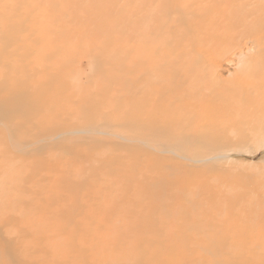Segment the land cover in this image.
<instances>
[{
    "label": "rangeland",
    "instance_id": "obj_1",
    "mask_svg": "<svg viewBox=\"0 0 264 264\" xmlns=\"http://www.w3.org/2000/svg\"><path fill=\"white\" fill-rule=\"evenodd\" d=\"M3 27L73 103L160 74L46 135L0 121V264H264V0H0ZM146 113L166 131L128 126Z\"/></svg>",
    "mask_w": 264,
    "mask_h": 264
},
{
    "label": "bare ground",
    "instance_id": "obj_2",
    "mask_svg": "<svg viewBox=\"0 0 264 264\" xmlns=\"http://www.w3.org/2000/svg\"><path fill=\"white\" fill-rule=\"evenodd\" d=\"M17 30L18 29H15L13 27H9V28L3 27L0 29V38H1L0 52H2V50L5 51L7 46L12 45V44L18 43L19 45V44H22V42L24 44L23 40H25L24 38H26L27 36L26 37L24 36V38L20 39V42H19V34ZM16 34H18V36H16ZM29 44L31 43L29 42ZM131 53L132 52L130 50V53H129L130 60L136 56L135 54L137 52H135V54L133 53L132 56H131ZM144 59H147V58H144ZM127 62H130V61H127ZM23 63H24L23 60H21L20 62L19 60H15V59L12 61H9L6 58L1 57L0 55V121L8 125V129L15 131L18 134H21L22 136L24 134H29V137L31 136V134L46 135L48 133H52L56 130L64 128L65 125H62V122L60 123V125L57 126V122H59V118L61 115L72 114V115L80 116V114L82 113L84 114L85 117H87V120L89 121L94 119L96 116H101L105 108L101 107V105L99 106L95 104V102H97L98 99H102V100L105 99V101L112 100L114 98L118 99L119 98L118 96H124L126 94V90L127 92L132 93L133 88H134V86H132L133 82L130 84L129 88H123V89L121 88V90H119L120 89L119 86H122V83L123 85H126L125 84L126 81L129 80L125 78L127 75L126 73L127 71H131L130 73H132L133 71L134 73H137V74L141 71V74H139L138 85H142V83L146 84V81L149 77L148 75L149 72L151 71L152 73L155 72L156 75L158 76L160 74V72L155 71L157 69L152 67L149 63H147L146 65L144 64L143 66L145 67H143L142 65H140L141 63L138 62L139 66H136L134 68L128 67L127 69L125 68L122 70L117 69V73L114 79L112 80L108 79L107 81H104L101 84H98L95 86L90 85V88H86L84 92L89 91L88 89H91V90L95 89V91H97L96 96L92 97V100H87V99L84 100V98H79V100H77L78 101L77 103L76 101L75 103H73L75 99L72 100L71 96L63 90V82L55 81V78H56L55 71L51 70L50 72H43L39 76H34L33 65L27 66ZM140 66H142V68ZM135 68L137 69L133 70ZM57 74L58 72L56 73V76ZM39 83L41 84V86L39 85ZM115 88H117L116 90H119V92L117 93L118 96L117 95L115 96ZM186 91L188 92L189 90H186ZM160 94H161L160 99L158 101L159 109H160L159 112L161 111L160 115H162L163 118H166L168 115L164 116V114L167 109L166 106L168 102L166 101V99L168 97L169 92L163 89L161 90ZM145 98L147 97L145 96ZM147 102L148 101H146L145 99L142 100V104H146V106L148 105L150 106L152 104L150 103V101L148 103ZM134 107H137L136 103L132 104L130 102L128 105V102H127L125 105L119 106L116 109L119 110V112H121L122 114L123 113L125 114L124 110H128V109L133 110ZM171 107L172 106H170V108ZM145 116H146L145 122H141L139 117H129L130 119L126 118L128 121V126L139 129V132H143L144 136L148 135L151 132H153V134L154 133L161 134L166 131V126L164 127L162 123L159 126V124L156 123V119L151 118L147 113L145 114ZM174 118L175 117H173V119ZM29 127L32 130L31 132L30 130H27L29 129ZM64 185L66 189L67 188L69 189L71 187V185H69L68 183ZM6 206L7 207H5L4 209H7V208L15 209V206H12V207H9L8 205ZM26 223H29V221L26 220ZM22 256L23 254L20 255L19 257L20 260L18 264H27L21 260ZM82 256H83V253H82Z\"/></svg>",
    "mask_w": 264,
    "mask_h": 264
}]
</instances>
